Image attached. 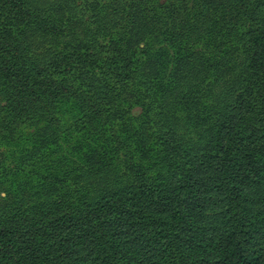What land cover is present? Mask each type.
I'll use <instances>...</instances> for the list:
<instances>
[{
	"label": "trees",
	"instance_id": "16d2710c",
	"mask_svg": "<svg viewBox=\"0 0 264 264\" xmlns=\"http://www.w3.org/2000/svg\"><path fill=\"white\" fill-rule=\"evenodd\" d=\"M181 1L182 7L167 13L175 21L162 22L164 37L172 47L186 40L216 43L213 48L220 52H211L214 67L205 73L217 75L205 88L215 86V80L235 67L242 69L222 93L212 96L209 126L201 130V120L196 119L179 128L165 119L153 99L155 107L148 110L152 115L147 123L156 149L149 157L161 164L158 172L153 176L148 172L147 178L137 174L139 181L125 189L126 195L98 189L78 209L58 216L0 213V264H264V0ZM39 2L0 0V52H12L11 34L22 36V25L35 31L41 28L40 21H48L47 15L38 14ZM131 3L136 13L144 5L142 0H121L119 8L125 16ZM242 14L244 32L236 26L241 25ZM94 35L95 61H107L101 53L105 49L118 50L124 59L125 51L116 39L106 40L101 32ZM238 40L247 49L243 67L227 45ZM78 60L71 62L85 65L89 57L81 54ZM7 61L19 67L24 57L15 51ZM8 67L6 73L16 74L12 81L21 99L18 103L37 101L45 84L62 89L53 78L38 81ZM69 73L96 102H112L109 88L92 71L81 67ZM121 77L129 74L123 70ZM205 80L203 76L199 83ZM142 86L150 92L147 80Z\"/></svg>",
	"mask_w": 264,
	"mask_h": 264
},
{
	"label": "rangeland",
	"instance_id": "374dc122",
	"mask_svg": "<svg viewBox=\"0 0 264 264\" xmlns=\"http://www.w3.org/2000/svg\"><path fill=\"white\" fill-rule=\"evenodd\" d=\"M120 1L40 0L38 14L47 15L48 21H40L41 28L35 31L30 25H22V36L14 31L11 34L12 52H0V213L23 211L31 216L54 217L78 209L98 194V189L126 195L129 191L125 189L135 186L140 175L147 178L148 172L156 174L161 164L155 157L150 160L156 140L147 123V116L152 115L148 110L155 107L153 99L158 100L165 119L179 128L196 119L201 120V130L209 126L212 96L227 87L241 68L235 67L226 77L215 80V86L205 88L217 75L205 73L214 67L211 52L219 51L213 48L216 43L186 40L172 47L164 37L162 22L175 21L167 13L185 2L142 0L144 5L137 13L131 3L132 10L125 16ZM207 14L204 8L202 15ZM239 18L241 25L236 26L244 32V14ZM95 32H101L106 40L116 39L125 51L124 59L118 50L105 49L101 53L107 61H95L91 53ZM200 39H204L203 33ZM239 42L227 45L237 65L243 67L247 49ZM15 51L24 57L19 67L18 63L7 65V58ZM81 54L89 57L85 65L71 62L80 63ZM3 65L23 77L33 75L38 81L53 78L62 89H49L45 84L37 101L18 103L21 99L16 97L17 87L12 81L16 74L6 73ZM81 67L107 85L113 96L110 104L96 102L73 80L69 72ZM122 69L129 78L121 77ZM203 76L206 80L199 83ZM145 80L149 93L143 90ZM179 128L177 133L184 134Z\"/></svg>",
	"mask_w": 264,
	"mask_h": 264
}]
</instances>
